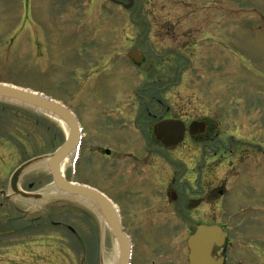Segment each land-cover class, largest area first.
<instances>
[{"label":"rangeland","instance_id":"1","mask_svg":"<svg viewBox=\"0 0 264 264\" xmlns=\"http://www.w3.org/2000/svg\"><path fill=\"white\" fill-rule=\"evenodd\" d=\"M156 1L0 0V84L39 92L61 102L83 121L99 99L107 98L111 87L114 93L130 85L118 65L107 75L110 65L96 66L95 61L90 60L88 67L84 58H99L114 49L120 51L116 44L121 41L123 52L134 48L151 52L159 46L156 30L167 43L162 44L160 52L165 46L180 52L179 56L167 55L160 60L164 66H170L172 74L168 78L160 68L153 72L155 98L162 100L165 108L170 107L171 114H185L186 120H200L206 116L214 124L215 131L230 132L224 139H214L220 142L217 146L221 149L228 145V150L238 155L249 145L240 148L237 145L256 141L262 143L260 147L264 153V0H216L215 7L210 5L211 0ZM155 19H172L180 24L169 27L167 33L159 22L153 24ZM212 22L214 27L209 25ZM197 28L211 34L217 30L218 45L207 46L206 40H197L200 32ZM133 38L141 42L131 44ZM192 41L196 47L190 44ZM183 44H187L191 52L180 49ZM88 74L98 77L105 74L102 77L108 82L84 88ZM0 102L8 106L0 117V264H107L109 255L114 252V239L101 216L85 199L57 191L50 194L54 187L47 164L42 160L48 159L64 143L62 127L39 113H35L38 118L30 116L25 112L28 108L16 103L2 99ZM84 124L85 138L80 151L70 155V163L64 169L65 178L96 188L107 195L117 209L122 206L126 210L136 193L132 190L137 181L131 182L124 173L126 165L110 170L102 150L109 148L114 153L117 150L115 154L119 156L121 150L115 142L123 152L131 151L138 156V149L131 146H141L142 140L112 133L106 126L102 128L104 132H95ZM232 132L237 137L231 143L226 136H231ZM117 137L119 141L116 142ZM193 142L187 144L189 148L195 144L191 151L183 149V145L181 151L172 153L173 158L156 149L154 143L145 142L144 151L145 147L153 151H148L147 158L139 160L138 166L142 172L163 171L161 176L151 175L159 180L154 184L172 188L171 179L190 173L177 168L178 160L185 165L200 163L198 155L205 156L207 152L202 142ZM212 153H208L205 163L223 162L222 166L226 167L217 176L221 188L230 178V167L226 164L232 158L230 154H222L224 160H220L218 156L213 158ZM30 160L35 162L19 177V188L38 193L41 198L24 199L17 195L6 199L1 191L10 194L8 184L12 173ZM248 162L249 166L263 163V169L259 165L246 167L247 175H243L242 164L248 165ZM235 168L241 175L240 181L231 180L240 188V191L236 188L235 202L263 203V241L243 233L241 225L236 230V242L230 246L233 253L227 257L228 263L264 264V156L256 160L237 159ZM251 186L253 188H246ZM157 189L164 193L161 187ZM226 199L230 197L224 196L223 201ZM123 217L122 224L131 237L130 212L126 210ZM220 218L221 224L231 227L228 231L233 232L237 223H231L227 216ZM246 220L252 230L254 226L262 228L252 222V215ZM137 236L142 242L141 235ZM229 236L235 238V234ZM134 244L138 249L137 238ZM261 244L263 253L256 249ZM212 254L211 251L210 256L217 260Z\"/></svg>","mask_w":264,"mask_h":264},{"label":"flooded vegetation","instance_id":"2","mask_svg":"<svg viewBox=\"0 0 264 264\" xmlns=\"http://www.w3.org/2000/svg\"><path fill=\"white\" fill-rule=\"evenodd\" d=\"M153 1L154 3L157 2L156 0ZM164 1L167 2L168 0ZM211 2L210 5L214 7L217 5L216 0H211ZM168 5L171 6L170 3H168ZM157 22H159L161 28H165V32L167 33L170 31L169 27L180 24V21H174L172 19H155L153 24ZM206 22H208V20ZM214 24L215 23L212 22L209 25L214 27ZM160 31L161 30L159 29V32ZM197 32V40L200 38L206 40L205 44H207V46L218 45L216 42L217 30H215L213 34L206 32L203 29H198ZM155 34L158 38L157 43L159 46L155 47L157 49L151 50V52L146 50H135V48L123 52L120 49L123 45V41H121V44H116L120 51L114 49L107 52L109 53L108 55H103L99 58H96V56L84 58L85 63L87 64L86 66L88 67L90 60H92L90 62L95 61L96 66L98 64L101 66L107 64L110 65V70L105 73L107 75L111 73L110 71L112 68H116L118 65L119 71L125 75L130 85H126V88L114 93L112 92L113 89L111 87L106 99H99V103L95 108L88 111L83 121L78 119L80 127L82 128V135L83 138H85L84 134L86 128L84 123H86V126H91L96 130L95 132H104L102 128L106 126V128L109 129V131H112V133L132 136L142 140L141 146H137L139 144L131 146L132 148L138 149L137 154L138 156L141 155L139 157L134 156L131 151L123 152L122 147H119L115 142L113 143L121 150L119 156L115 154L117 153V150L115 153L109 148H104L102 150L104 161L110 163L108 166L110 167V170L113 168L116 170L121 165H126L128 168L124 170V173L128 175L131 182L137 181L135 182V189L132 190V193L136 191L137 194L135 193V195H132L133 198L130 200V204H128L126 208L131 215L130 230L133 232L130 237V264H189V248L187 241L189 236L201 226L218 227L221 229L222 233L226 232L224 233L226 236L222 246L213 247L212 256L217 259L222 258V264H231L228 263L227 257L231 252L233 253L230 246L236 242V230L240 229L241 225H243L241 228L243 233L252 234L254 237H260L262 238L261 241H263V203L244 205L243 203L235 202V196L237 193L236 188L238 187L231 183V180H234L235 182L241 180V178H239L241 175L236 172L235 168L237 159L242 160V157L248 160L263 159V148L260 147L262 143H257L256 141L245 143L243 141L242 144L237 145L238 148L245 144L249 145V147L242 149L238 152V155H235L237 153H234L232 149L228 150V145L221 149L217 146L220 142L216 143L214 140L216 138L224 139L225 135L230 132H227L226 134L220 130L215 131L214 124L206 116L200 120H189L188 118V120H186L185 114H171L169 112L170 107L165 108L164 102L155 98L156 93H154L153 88V84H155V75L153 72L160 68L165 75V78H168V76L172 74L169 72L170 66H164L163 62L160 60L163 57H167V55L179 56L180 52V50L173 52L170 49H166V46L165 49L160 52L162 44L167 43L164 39H161V37L158 36L159 33L156 30ZM134 42L141 41H135V38L130 40L131 44ZM190 44L192 46L195 45V47L197 46L194 41L190 42ZM179 48L182 50L190 49L187 44H183ZM159 52L161 55H159ZM189 52H191V50H189ZM147 55L149 56L147 57ZM123 71H126V73H123ZM105 74H102L99 77L97 75L88 74L84 80V88L87 86L97 87L102 84L103 81L108 82L105 77H102L106 76ZM171 90L173 91V88H171ZM174 95L176 94H173V96ZM140 105L143 106L139 110ZM164 120L179 121L183 124V130L180 133L182 140L174 147H164L156 140V136L153 132L154 125ZM226 137H229V140L232 143L237 135L232 132L231 136ZM117 141H119L118 137L116 139V142ZM148 141L154 143L156 149L158 148L159 150L161 149L165 151L172 158V153L178 149L181 151L183 145L185 146L183 149L191 151L190 149H192L195 144L190 148V145L187 144H191L192 141H195L193 143H196V141L202 142L203 149L207 150V152L205 156H203V154L200 156L198 155L200 163L202 162L201 164L195 162L190 165H185L184 163L182 164L181 160H178L180 163L177 168L185 171L188 170L190 173H185L180 178L171 179L170 181L174 183V186L168 188L167 185L165 188L166 184H160L158 186L157 184H154L155 181L159 180H155V178L151 176H161L163 171L155 174L151 172V170L148 172L143 170L142 172V170H140L141 168L138 166V161H145L147 158L146 155L148 154L147 152L153 151L146 147V151H144L142 146ZM224 142L225 141L222 140V144ZM237 142L240 141L238 140ZM105 150L110 151V154H104ZM247 150H249V152H247ZM211 152H214L212 153L213 158L218 156L220 157V160H224L221 157L222 154H230L232 158V161L226 164L227 167H230V178L221 185V188L219 184L221 180L217 178V176L218 172L221 171L223 167L226 169V167L222 166L224 164L223 162L221 164H215V162H210V164L205 163L208 153L210 154ZM215 152L217 153L215 154ZM185 154L187 155V153ZM143 156L144 158H142ZM249 164L250 162H248V165L242 164L243 175H247L246 172H248V170L244 169L246 167L252 166L256 168L259 165L263 169V163H254L251 166H249ZM249 170L252 171L250 168ZM104 171L107 174L108 168L105 167ZM248 174L249 176H252V173ZM204 177L207 178L204 179ZM160 182H163V180H160ZM168 183L171 185L170 182ZM159 187L164 190L162 191L164 193L159 192L157 189ZM246 188H253V186ZM256 188L257 186H255V189ZM238 190L240 191V188H238ZM224 196L227 198L230 197V199L223 201ZM118 210L121 220L123 221V216L126 215V210H124L122 206H118ZM221 215L227 216V218L231 220V223H237L233 232L228 231L232 230L231 227H226L221 224ZM251 215L252 222L260 225L262 228L253 225L254 228L252 230V226L246 220ZM256 229H258V231ZM124 231L126 232L125 228ZM163 231L170 233V235H165ZM137 234H140L141 238H143L142 242ZM230 234H235V238H231L229 236ZM135 238L139 241L138 249H136L137 247L134 244ZM254 246L257 247V243H254ZM256 249L263 253V244Z\"/></svg>","mask_w":264,"mask_h":264},{"label":"water","instance_id":"3","mask_svg":"<svg viewBox=\"0 0 264 264\" xmlns=\"http://www.w3.org/2000/svg\"><path fill=\"white\" fill-rule=\"evenodd\" d=\"M0 99L16 103L50 120L53 119L52 121L58 120L65 125L67 133L64 131V143L48 157L46 162L49 174L53 180L52 184L57 191L64 195L81 197L98 205L104 221L110 228L111 236L120 246L118 263L129 264L130 243L122 231L115 207L110 200L96 189L66 181L61 174L59 165L64 162L79 144V127L72 113L59 102L40 93L6 84H0ZM181 132L182 128L173 121H163L154 127V134L157 140L161 141L165 146L176 145L181 141ZM106 154H108V151H106ZM34 162L35 160H30L22 164L16 169L10 179L11 191L25 199H39L41 197L40 194H28L18 188L19 177ZM224 236L218 227H200L188 241L190 264H219V262L214 261L210 253L214 244L217 246L222 244Z\"/></svg>","mask_w":264,"mask_h":264},{"label":"bare ground","instance_id":"4","mask_svg":"<svg viewBox=\"0 0 264 264\" xmlns=\"http://www.w3.org/2000/svg\"><path fill=\"white\" fill-rule=\"evenodd\" d=\"M54 121H56V123H58L64 129L65 133H67V129H66V127H65L64 124H62L58 120H54ZM70 159H71V156L69 158H67L61 165H59V168L61 170V174H64V169L66 168V166L69 165ZM42 161L46 163L47 159H43ZM53 191H56V190H54L52 188V192L50 194H53ZM87 202H88V204L91 205V207L93 208V210L102 217V214H101V211H100L98 205H96L95 203H93V202H91L89 200H87ZM104 223H106V222H104ZM119 251H120V246L118 245V243H116L114 241V252L109 255V257H108L109 262H107V264H119L118 263V260H119Z\"/></svg>","mask_w":264,"mask_h":264},{"label":"trees","instance_id":"5","mask_svg":"<svg viewBox=\"0 0 264 264\" xmlns=\"http://www.w3.org/2000/svg\"><path fill=\"white\" fill-rule=\"evenodd\" d=\"M8 106L7 105H4L3 103H1L0 102V117H1V115L3 114L2 112L3 111H6V108H7ZM13 108V107H12ZM25 111V110H24ZM26 113H28L30 116H32V117H34V118H38V116L34 113V112H32V111H30V110H28V111H25ZM13 113H16V112H13ZM40 117V116H39ZM1 142V141H0Z\"/></svg>","mask_w":264,"mask_h":264}]
</instances>
